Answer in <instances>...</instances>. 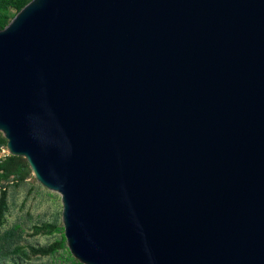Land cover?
I'll use <instances>...</instances> for the list:
<instances>
[{
    "label": "water",
    "instance_id": "95a60500",
    "mask_svg": "<svg viewBox=\"0 0 264 264\" xmlns=\"http://www.w3.org/2000/svg\"><path fill=\"white\" fill-rule=\"evenodd\" d=\"M0 131L80 263L264 264V0H30Z\"/></svg>",
    "mask_w": 264,
    "mask_h": 264
},
{
    "label": "rangeland",
    "instance_id": "374dc122",
    "mask_svg": "<svg viewBox=\"0 0 264 264\" xmlns=\"http://www.w3.org/2000/svg\"><path fill=\"white\" fill-rule=\"evenodd\" d=\"M6 142L0 131V175L7 173L0 179V264H82L66 244L60 194L42 186Z\"/></svg>",
    "mask_w": 264,
    "mask_h": 264
},
{
    "label": "trees",
    "instance_id": "16d2710c",
    "mask_svg": "<svg viewBox=\"0 0 264 264\" xmlns=\"http://www.w3.org/2000/svg\"><path fill=\"white\" fill-rule=\"evenodd\" d=\"M29 1L30 0H0V29L4 27L15 15V13ZM11 11H14L12 12V15L10 13ZM8 162L10 164H13L14 162H16V158L10 157ZM6 175L7 173H4L2 176L0 175V179L1 177H5Z\"/></svg>",
    "mask_w": 264,
    "mask_h": 264
}]
</instances>
